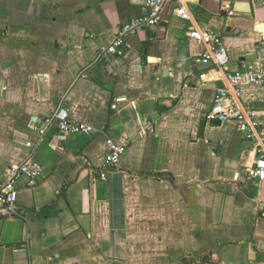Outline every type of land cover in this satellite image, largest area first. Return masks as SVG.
Listing matches in <instances>:
<instances>
[{"label":"crops","instance_id":"0c3cea01","mask_svg":"<svg viewBox=\"0 0 264 264\" xmlns=\"http://www.w3.org/2000/svg\"><path fill=\"white\" fill-rule=\"evenodd\" d=\"M223 1L188 0L191 22L168 3L98 57L147 0H0V180L27 156L43 167L17 181L19 216L0 218V264H264V182L245 180L236 124L204 118L223 84L185 36L217 33L229 70L264 69V0H229L231 15ZM61 104L92 135L39 137ZM227 105L264 127V88ZM108 138L126 152L100 178Z\"/></svg>","mask_w":264,"mask_h":264},{"label":"built area","instance_id":"2783aa9c","mask_svg":"<svg viewBox=\"0 0 264 264\" xmlns=\"http://www.w3.org/2000/svg\"><path fill=\"white\" fill-rule=\"evenodd\" d=\"M174 5V15L184 22H191L192 15L186 6L188 0H147V12L137 18H131L124 22L119 30L109 39L106 45L98 50V57L103 55H121L123 53L124 40L127 36L135 35L146 29H152L160 25L163 11L168 3ZM223 11L232 14L231 2L223 1ZM187 39L199 42L202 53L198 60L204 66L212 67L220 76L222 86L217 88L212 99L210 110L204 115L207 121H233L237 130L241 133L245 142L251 146L254 159L250 166L244 167L246 181L264 182V127L259 126L254 114L238 107L227 111L228 103L236 101L241 89L246 86L264 88V69H255L243 65L240 69L231 71L228 69V53L219 34L202 31L194 28L185 34ZM89 65L79 77L85 78ZM151 125V123H148ZM54 126L61 134L72 133L90 136L93 128L70 119L69 110L65 105H60L53 114L44 119L37 129L39 137H43L47 129ZM106 154L103 158L102 171L99 174L103 178L106 171L115 169L121 162L126 152V145L116 143L112 139L106 140ZM43 176V167L30 157L22 159L16 167L7 169L0 180V218H13L20 214L18 205L17 181L20 177L27 179L29 187ZM264 216V214H263Z\"/></svg>","mask_w":264,"mask_h":264},{"label":"water","instance_id":"95a60500","mask_svg":"<svg viewBox=\"0 0 264 264\" xmlns=\"http://www.w3.org/2000/svg\"><path fill=\"white\" fill-rule=\"evenodd\" d=\"M260 30H261V33L264 35V24L260 25Z\"/></svg>","mask_w":264,"mask_h":264},{"label":"trees","instance_id":"16d2710c","mask_svg":"<svg viewBox=\"0 0 264 264\" xmlns=\"http://www.w3.org/2000/svg\"><path fill=\"white\" fill-rule=\"evenodd\" d=\"M183 264H187V260L186 259H184Z\"/></svg>","mask_w":264,"mask_h":264}]
</instances>
